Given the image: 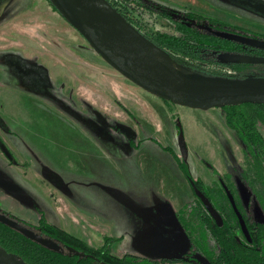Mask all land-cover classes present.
Here are the masks:
<instances>
[{
  "label": "rangeland",
  "instance_id": "obj_1",
  "mask_svg": "<svg viewBox=\"0 0 264 264\" xmlns=\"http://www.w3.org/2000/svg\"><path fill=\"white\" fill-rule=\"evenodd\" d=\"M108 1L151 42L164 33L201 49L160 47L177 70L264 77L259 63L226 61L264 56L255 45L264 41V0ZM190 30L224 42H199ZM19 57L41 67H25ZM48 98L70 103L62 111ZM257 126L264 138V125ZM192 177L203 184L195 191ZM0 212L81 257L90 253L44 224L122 264H218L209 260L218 249L202 213L211 223L223 216L236 225L237 216L238 239L250 237L252 223L264 226V150L245 149L224 108L166 102L129 80L48 0H0Z\"/></svg>",
  "mask_w": 264,
  "mask_h": 264
},
{
  "label": "water",
  "instance_id": "obj_2",
  "mask_svg": "<svg viewBox=\"0 0 264 264\" xmlns=\"http://www.w3.org/2000/svg\"><path fill=\"white\" fill-rule=\"evenodd\" d=\"M50 1L110 65L157 97L204 110L245 103L264 105V77L204 78L161 66L144 48L148 43L159 46L142 35L108 0ZM255 45L264 48V41H255ZM226 61L264 64V56L230 57ZM239 218L246 229L241 215ZM0 222L54 248L47 239L1 212ZM0 264L30 263L0 244Z\"/></svg>",
  "mask_w": 264,
  "mask_h": 264
},
{
  "label": "trees",
  "instance_id": "obj_3",
  "mask_svg": "<svg viewBox=\"0 0 264 264\" xmlns=\"http://www.w3.org/2000/svg\"><path fill=\"white\" fill-rule=\"evenodd\" d=\"M48 1L56 10H58L50 0ZM113 6L122 15H124V13L120 9H118L115 5ZM188 34L189 36L195 37V39L197 40L199 39V42H204L206 40L212 42L218 41V43L224 42L223 39L215 36V34L212 33L209 34L198 32L197 30H190L188 31ZM156 36L157 37L152 38V41L157 46L168 50H182L186 53L189 52V54H192V49L194 48L187 47L186 43H184L185 45H183V41L180 38H176L174 36L170 37L164 33H158ZM199 50L201 49H194V51L196 52ZM258 65L264 67V64L262 63H259ZM165 101L170 102L167 100ZM222 108L226 110V122L231 128L237 130L239 136L241 137V140L245 145V149L247 145L252 144L253 146H258L260 151H263L264 148L260 147V144L264 146V138L261 135L260 131L257 129V125L259 123L264 125V105L245 103L236 106H225ZM182 165L183 168L187 171L188 168L184 161ZM191 184L194 191L197 186H203L201 179H194L193 177ZM203 188V190L206 189L205 187ZM226 200L229 199L227 198ZM221 206L223 207L221 208V211L226 213L227 208H225V205ZM202 217L207 229L212 232L215 244L214 249H218L217 253L211 252L213 257H209L210 262H215L218 264H264L263 224L252 223L253 227L251 225L249 226L251 227L250 237L244 236L242 239H238L236 237V234L234 233V230L239 228L240 226L237 216L235 221L236 225L234 223H229L230 220L228 218H224L223 216L221 223H211L203 213ZM44 226L45 229H49L52 232H60L68 242L80 246V249H86L87 253H90V255L81 257L72 252L50 248L35 240H32L20 231L2 222H0V244L8 251H12L21 255L23 259H25V261L30 264H122V260L124 258H119V256L112 254L109 251L104 250L103 248L95 249L89 246L82 238L65 230L60 229L59 231L54 228V226L46 223L44 224ZM91 253L96 254L98 256V259H94L93 257H91ZM129 255L130 254H127L126 256Z\"/></svg>",
  "mask_w": 264,
  "mask_h": 264
},
{
  "label": "flooded vegetation",
  "instance_id": "obj_4",
  "mask_svg": "<svg viewBox=\"0 0 264 264\" xmlns=\"http://www.w3.org/2000/svg\"><path fill=\"white\" fill-rule=\"evenodd\" d=\"M237 31H242V30H244V31H250V32H252L251 30H249V29H245V28H243V27H234ZM263 55V54H262ZM19 61H20V63L21 64H23V65H25V67H28V66H30V65H32V66H36V67H41V65L37 62V61H35V63L33 62H30V60H28V59H23V58H20L19 57ZM38 63V64H37ZM40 69H33L32 70V73L31 74H33V75H35V76H33L35 79V81L37 82V84L39 85V84H43L44 83V76L42 77V78H40L42 75H44L43 74V71H39ZM46 74L45 75H48V72H45ZM19 75H20V81H23V83L25 84V85H27L29 82L27 81V76L29 75V73L27 72L26 73V71L25 72H20L19 73ZM33 89V91H36V88H32ZM41 89H44L43 87L41 88ZM46 90V89H45ZM36 92H39L41 95L42 94H45L44 92H42V91H36ZM55 93H57L56 91H55ZM65 96V95H64ZM73 97H72V92H71V99H72ZM48 99H50V98H48ZM70 99V97H68V101H70L71 100ZM51 100V99H50ZM57 101H60V100H51V102L54 104V105H56V107H58V108H60L62 111H64L63 110V107L64 106H66L65 104H64V102L65 103H70V102H68V101H66V100H63V103H58ZM72 101V100H71ZM70 107V106H69ZM69 111V109H68V107L65 109V112H68ZM230 189H232L231 188V186L229 187ZM232 190H234V189H232ZM262 224V223H261Z\"/></svg>",
  "mask_w": 264,
  "mask_h": 264
},
{
  "label": "bare ground",
  "instance_id": "obj_5",
  "mask_svg": "<svg viewBox=\"0 0 264 264\" xmlns=\"http://www.w3.org/2000/svg\"><path fill=\"white\" fill-rule=\"evenodd\" d=\"M144 48L161 66L167 70H177L172 58L163 50L150 43L145 44Z\"/></svg>",
  "mask_w": 264,
  "mask_h": 264
}]
</instances>
